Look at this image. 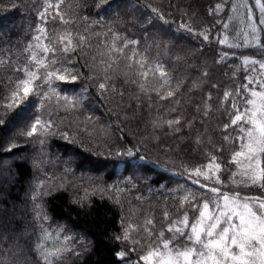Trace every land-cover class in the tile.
I'll return each mask as SVG.
<instances>
[{"label": "trees", "instance_id": "trees-1", "mask_svg": "<svg viewBox=\"0 0 264 264\" xmlns=\"http://www.w3.org/2000/svg\"><path fill=\"white\" fill-rule=\"evenodd\" d=\"M50 2L53 7L42 19L46 0H0V58H9L12 66L26 64L25 48L35 43L39 28L54 36L68 27L57 11L76 19L71 30L90 36L92 49L87 56L65 55L56 45L63 66L79 76L76 81L54 80L52 86L62 96L79 98L75 108L42 105L30 96L27 108L21 103L0 109V264H43L38 244L69 249L53 264H138L147 250L143 230L131 236L144 247L117 237H123L130 224L142 225L148 218L154 219L157 230H166L165 209L170 219L187 212L191 223L196 209L188 204L180 208L186 190L195 195L196 204L213 198L211 187L264 199L259 185H225L236 170L230 161L238 150V142L224 139L238 134L235 126L224 130L235 114L232 100L243 108L240 97L248 93L241 86L259 89L258 84H248V78L260 80L264 72L258 64L243 63L244 57L264 61V24L259 23L264 13L255 0H63L59 9L58 0ZM252 25L260 47L253 46ZM113 33L137 41L131 47L152 66L163 65L173 87L183 82L175 97L160 100L151 93L149 98L123 77L103 79L90 58L97 51L107 58L102 40L110 44ZM225 37L226 43H220ZM125 63L121 60V70ZM12 66H0V96L8 94L2 85L9 76L23 77ZM101 82L105 90L99 89ZM158 83L151 79L152 86ZM226 91L233 94L228 101ZM208 105L211 111L205 116ZM36 118L53 120L54 125L29 137L25 133ZM176 118L180 124L169 127L166 121ZM212 156L221 164L222 184L191 175ZM37 205L46 220L37 218ZM119 252L126 255L118 258Z\"/></svg>", "mask_w": 264, "mask_h": 264}, {"label": "snow or ice", "instance_id": "snow-or-ice-1", "mask_svg": "<svg viewBox=\"0 0 264 264\" xmlns=\"http://www.w3.org/2000/svg\"><path fill=\"white\" fill-rule=\"evenodd\" d=\"M260 5V10L264 13V4L261 0H255ZM48 5L44 12L40 13L43 19L48 8L53 5L50 0H46ZM63 0H58L55 5H59ZM219 5L217 8L219 9ZM249 12L251 10L249 9ZM61 24L67 25L64 32L58 35L49 36L47 30L39 28L40 35L33 37L35 43H29L25 48L28 53L27 63L24 65L15 64L9 58H0V66H12V71L22 73L23 77L9 76L7 83L2 86L6 88L7 95L0 96V109H12L21 103L27 104L30 96L37 98L42 105L44 102L54 104L55 107L71 106L75 108L79 105V98L62 96L54 88V80L76 81L79 74L73 75L71 70L64 67L65 61L57 56V47L65 55L70 52H80L87 56L92 49L90 42L91 37L82 34L79 31H72L71 26L76 24L73 17L66 18L60 11L56 12ZM55 19V17H53ZM251 18V16H250ZM83 19H87L86 17ZM264 24V17L259 21ZM182 27H187L182 25ZM226 28L227 25H224ZM192 31L191 28H188ZM111 31V29H109ZM257 28L252 25V40L255 41L253 46L260 47ZM87 32V29H85ZM93 36H100V33H93ZM107 36V34H103ZM204 39H208L205 33H200ZM113 40L109 44L102 40L107 53L97 51L90 58L93 68L99 66V70L104 74L105 81L114 77H123L126 83H132L137 86L139 91L146 96L155 93L160 100L170 99L176 96V93L182 87L183 82L172 86V78L164 69L163 65L156 64L152 66L147 62V57L139 53L135 47L137 41H129L120 37L118 33H113ZM245 45H248V34H244ZM44 41H47L45 43ZM227 38L220 40V43H226ZM239 47L240 45H229ZM126 49L129 52L126 53ZM97 56L100 59H97ZM124 60V70H121L120 62ZM70 62V61H67ZM243 63L248 65L258 64L260 69H264V61L256 60L249 57L243 58ZM255 71V69H253ZM158 74V75H157ZM205 76L207 73L204 74ZM260 80L254 81L248 78V84H258L256 87L249 88L248 85L241 87L247 96H241L243 108L239 107L233 98L231 108L234 115L230 114V124L224 125V130L230 126L238 128V134L234 137L226 135V142H238V150L232 154L230 163L236 165V171L231 173V182L237 185H259L264 187V72L260 73ZM151 79H158L159 83L151 85ZM47 87L48 91H44ZM99 89L105 90L106 84L99 83ZM215 87V85H213ZM240 95V90H237ZM55 96L53 101L52 97ZM233 97L231 92L224 93V100L228 101ZM208 99H211L209 94ZM61 101L64 102L61 105ZM179 104V99L175 101ZM176 109L173 108L172 111ZM211 111V106L205 108L204 115L207 116ZM0 123H3L0 120ZM169 127L174 124L179 125L180 119H169L166 121ZM54 125L53 120L41 121L36 118L32 123L30 130L25 134L29 137L37 134L48 132ZM179 131V128L175 129ZM199 143V140L197 141ZM43 143V141H41ZM10 146L7 151H11ZM131 151L128 155H131ZM222 171L221 164L216 162V157L212 156L210 163L202 168L194 169L191 175L203 177L205 180H214L215 183L222 184L218 173ZM193 183H199L194 180ZM205 187V185H202ZM210 192L214 194L213 198H205L199 204L193 203L196 197L190 191H185L180 196V208L183 209L185 204L195 208L198 215L190 223L187 212H184L177 219H170L167 209L163 210V220L168 221L166 230H157L153 218H148L142 225H129L125 229L123 237L117 239L131 240L135 245H140V241L131 236L132 232L143 230L145 235L144 244L147 250L138 258L143 264H264V199L261 198H241L238 193H223L217 187H211ZM35 199V197H33ZM36 216L38 219L46 220L47 216L42 215L37 205ZM43 230V225L41 224ZM166 232L170 235L166 236ZM47 235V234H46ZM144 247V245H140ZM40 260L43 264H53L59 260L64 251L69 249L54 248L49 249L43 244L35 246ZM135 250V249H133ZM125 252L117 253L118 258H123Z\"/></svg>", "mask_w": 264, "mask_h": 264}, {"label": "rangeland", "instance_id": "rangeland-1", "mask_svg": "<svg viewBox=\"0 0 264 264\" xmlns=\"http://www.w3.org/2000/svg\"><path fill=\"white\" fill-rule=\"evenodd\" d=\"M235 171H236V170H235ZM229 179H230L229 181H226V182H225V185L230 187V186H231L230 184H233V183L231 182V178H229ZM220 180H221V179H220ZM221 181H222V180H221ZM234 185H235V184H234ZM236 185H237V184H236ZM221 186H222V185H221ZM238 186H240V185H238Z\"/></svg>", "mask_w": 264, "mask_h": 264}]
</instances>
